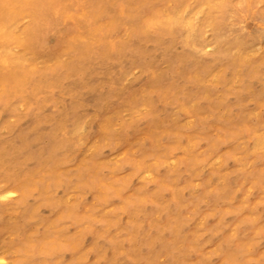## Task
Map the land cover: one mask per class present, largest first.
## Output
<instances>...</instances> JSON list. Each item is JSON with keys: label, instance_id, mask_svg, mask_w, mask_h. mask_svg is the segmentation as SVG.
<instances>
[{"label": "rangeland", "instance_id": "1", "mask_svg": "<svg viewBox=\"0 0 264 264\" xmlns=\"http://www.w3.org/2000/svg\"><path fill=\"white\" fill-rule=\"evenodd\" d=\"M77 1L10 9L22 69L0 70V260L264 264V42L215 58L223 0H79L87 24L66 19ZM186 23L202 43L189 62Z\"/></svg>", "mask_w": 264, "mask_h": 264}, {"label": "bare ground", "instance_id": "2", "mask_svg": "<svg viewBox=\"0 0 264 264\" xmlns=\"http://www.w3.org/2000/svg\"><path fill=\"white\" fill-rule=\"evenodd\" d=\"M261 2V0H241L240 4L245 5L249 15L251 16V26L249 27V33L243 35L240 33L239 25L236 22L235 17H228L227 14L238 15L242 8L240 6H235L231 3V0H223L218 6L217 11L220 14L217 18L210 20L213 29L216 31L223 30L225 33L224 42L218 43L217 56L215 58L228 61L229 65H237L242 63L245 60L246 54L249 52V48L253 41L257 40L259 42H264V7L262 12L257 11L253 6L256 2ZM264 1V0H262ZM0 70L1 66L6 63L13 64L14 67L19 70L22 69L20 58L12 57L10 55L9 45L13 42V36L7 32L10 21L12 20L13 15L11 14V7L14 4V0H0ZM84 2L77 1L75 2L70 9L65 12L67 21L73 22V20H78L83 24L88 23V18L85 13H83ZM48 11V10H47ZM62 10H60L59 3L50 4L48 15L59 16ZM64 13V11H63ZM36 20L38 25L34 28L36 31L35 37L41 34V32L47 28L49 23V18L47 14L42 16L37 14ZM148 21V19H147ZM87 22V23H86ZM151 23V22H150ZM165 26L169 29H174V27H179L182 24V21L179 19L178 12H172L164 22ZM156 24L155 26H157ZM186 28V33L183 37V43L188 49L185 54V62L191 60V55L197 51V46L200 42H197V37L195 29L190 24L184 25ZM178 36L180 33L178 32ZM38 44V41H36ZM202 46V43L200 44ZM264 48V43L262 44ZM193 53V54H192ZM118 75H116V79ZM262 141L257 139L256 145H261ZM8 191L0 190V197H7ZM0 264H4L0 260Z\"/></svg>", "mask_w": 264, "mask_h": 264}]
</instances>
